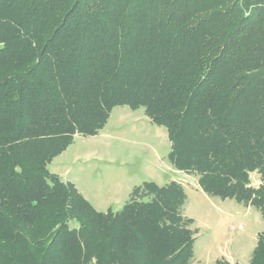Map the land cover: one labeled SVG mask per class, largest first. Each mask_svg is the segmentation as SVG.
Instances as JSON below:
<instances>
[{
    "label": "trees",
    "instance_id": "1",
    "mask_svg": "<svg viewBox=\"0 0 264 264\" xmlns=\"http://www.w3.org/2000/svg\"><path fill=\"white\" fill-rule=\"evenodd\" d=\"M121 105L206 195L264 219V0H0V264H193L180 182L101 212L47 168Z\"/></svg>",
    "mask_w": 264,
    "mask_h": 264
},
{
    "label": "rangeland",
    "instance_id": "2",
    "mask_svg": "<svg viewBox=\"0 0 264 264\" xmlns=\"http://www.w3.org/2000/svg\"><path fill=\"white\" fill-rule=\"evenodd\" d=\"M117 111H135L133 113V118L137 117V115H143L144 109L139 107L137 109H131L127 105L115 106L112 108L108 121L104 128L98 132L95 137L92 136H81L77 138L79 140H75V144L70 148L69 156L72 157V153L74 149H85V150H95L96 152L99 149H105L108 147V144L112 146L113 149V161L111 164L99 162L97 156L91 158L89 162L90 166L94 170H92V174H94L95 181H91L97 184L100 181V176L98 174L108 173L117 171L116 168H120V162H126L124 165L126 171H132L134 166H137L140 162L145 160L146 156L150 155V151L143 147L144 143L153 144V140H149L142 136L144 130L142 127L138 128L136 132H130V127H132L133 123L129 121V119H125L122 122L117 120ZM132 118V119H133ZM118 121V122H117ZM165 129V127H163ZM166 131V130H165ZM123 132V133H122ZM81 139V141H80ZM80 141V142H79ZM169 148L168 143L166 146H162L159 151L166 152ZM102 149V150H103ZM164 154V153H163ZM129 157H133V160L128 161ZM124 160V161H123ZM70 164L71 169H76L72 162H67ZM84 170L80 171V181L85 185L87 183H91L87 181V173H89V168L87 167V161L84 162ZM120 171V170H119ZM74 174H77L73 171ZM255 175V176H254ZM250 184L252 186H257L259 183V176L257 174L250 175ZM141 178V177H140ZM198 176L195 173L189 175V185L186 184L184 186V192L186 194V200L181 207V213L188 218L193 219V225L190 227L192 230H195V241L193 245V264H215V259L219 256L220 246H223L225 243L229 242V240L235 235L244 245L248 247L253 244H256V237L254 236L255 232L261 231L264 228V219L262 218L260 212L256 210L252 206H248L249 212L245 213L244 208L241 204L234 202L233 199H226L222 201L218 197H210L203 196L199 192V190H195ZM255 179V180H254ZM105 182V181H104ZM88 186H92L88 184ZM102 193H105V197H108V188L107 185L101 187ZM234 203L235 205H240V211L233 210L229 213L228 206ZM224 209H218L219 207ZM242 207V208H241ZM228 216H230L228 218ZM221 217V218H220ZM220 218V222L217 220ZM218 222L223 225V227H219ZM231 223L235 226L237 224L242 225V229H231ZM209 224V226H208ZM216 224V225H215ZM226 225V226H225ZM215 228V230H214ZM235 238H233L234 240ZM207 248V249H206ZM206 250V251H205ZM249 255L243 256L240 259H231L230 264H248L249 259L251 257ZM224 258V257H223ZM226 259V258H225ZM89 264H93L92 262Z\"/></svg>",
    "mask_w": 264,
    "mask_h": 264
},
{
    "label": "crops",
    "instance_id": "3",
    "mask_svg": "<svg viewBox=\"0 0 264 264\" xmlns=\"http://www.w3.org/2000/svg\"><path fill=\"white\" fill-rule=\"evenodd\" d=\"M134 112L135 111H117V120L122 122L123 120L130 118L129 121L133 123L132 127H130V132H136L138 128L142 127V129L144 130L142 136L149 140L150 139L153 140L154 143L153 144L144 143L142 145L143 147H146V149L150 151L151 156L149 157V155L146 156L145 154H143L145 160L143 162H140L137 166H134L132 171L129 172L126 171L123 165L126 162H120L119 165L120 168H116L117 171L115 172L108 171V173L98 174V176L101 177L100 178L101 182H98L97 184L91 182L96 180V178H94V174L91 173L92 170L95 169V167L92 168L88 161H90L91 158L97 156L99 162L101 161L104 163L111 164L113 161V155H112L113 149L112 146L109 144L108 147H106L105 149L101 148L99 149L98 152H96L95 150H89V149L85 150L79 148V149H74L71 157L68 155L71 150L70 148L75 144V140H79L77 138H80L82 136L78 134L74 136L72 143L68 145L66 149L63 150L60 154L55 156L47 165V168L50 172L58 175L64 181L71 182L79 191V193L97 211L105 212L107 210H112V211L119 210L130 199L133 188L135 186L141 185L143 182L151 181L156 183L157 185H164L170 181H178L181 183L184 189V186L188 184L190 181L189 175L191 173H186L175 169L167 158L170 149V143L167 137V132L165 131L166 129H163V126L153 124L149 120V118L145 115L144 111H143V115H137V117L133 118ZM97 134L92 135V137H95ZM167 143L169 145V148L166 150V152L161 153V151L159 150L163 145L166 146ZM127 160L131 161L133 160V157H129ZM86 161L88 163L87 167L89 168V173H87L85 176L88 177L87 181H90L91 183H87L85 185L83 182L80 181L81 179L78 175H80L79 173L80 171H83L85 169L84 162ZM67 162H72V164L76 168L73 169V171L77 174L73 173L70 164H67ZM251 174H257V173L253 172ZM88 184H91L92 186H88ZM105 185H107L108 188L107 198L105 197V193H102L101 191V187L102 186L104 187ZM193 189L199 190V192L203 194V196L208 197V195H206L198 185H196L195 188ZM239 204L235 205L234 203H231L228 206L229 213L233 210H237L239 212L240 211ZM241 206L244 208L245 213L249 212L250 207L244 206L242 204ZM217 207H219L218 209L224 211V209L221 208L222 206H217ZM229 217L230 216H228V218ZM220 218H217V220L219 221ZM219 222L217 226L220 224ZM219 227L221 228L223 227V225L220 224L218 228ZM231 229L232 230L242 229V225L237 224L235 226L234 224L231 223ZM195 230H194V234H195ZM258 232H260V230ZM258 232L254 233L255 237L257 236ZM236 237L237 236L235 235L229 240V242L225 243L223 246H220L219 256L215 259V261L224 257L230 263L231 259L233 260L240 259L241 257L249 255V253H252V250L255 246L254 244L255 242L248 247L247 245L240 243L241 241ZM233 238L235 239L233 240Z\"/></svg>",
    "mask_w": 264,
    "mask_h": 264
}]
</instances>
